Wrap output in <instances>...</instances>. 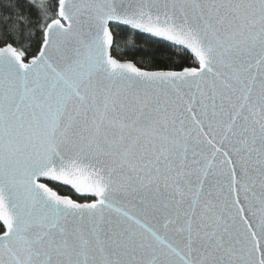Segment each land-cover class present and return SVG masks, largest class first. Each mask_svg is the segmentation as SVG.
Listing matches in <instances>:
<instances>
[{"label":"snow or ice","instance_id":"1","mask_svg":"<svg viewBox=\"0 0 264 264\" xmlns=\"http://www.w3.org/2000/svg\"><path fill=\"white\" fill-rule=\"evenodd\" d=\"M0 264H264V0H6Z\"/></svg>","mask_w":264,"mask_h":264},{"label":"trees","instance_id":"2","mask_svg":"<svg viewBox=\"0 0 264 264\" xmlns=\"http://www.w3.org/2000/svg\"><path fill=\"white\" fill-rule=\"evenodd\" d=\"M5 2H6V0H0V6H2ZM20 2L23 3V0H20ZM145 47H147V46L145 45Z\"/></svg>","mask_w":264,"mask_h":264}]
</instances>
